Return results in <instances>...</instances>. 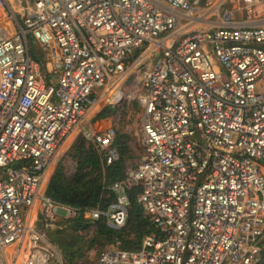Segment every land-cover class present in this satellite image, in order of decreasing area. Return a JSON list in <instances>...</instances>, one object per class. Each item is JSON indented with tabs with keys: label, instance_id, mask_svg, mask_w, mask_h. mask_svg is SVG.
<instances>
[{
	"label": "built area",
	"instance_id": "2783aa9c",
	"mask_svg": "<svg viewBox=\"0 0 264 264\" xmlns=\"http://www.w3.org/2000/svg\"><path fill=\"white\" fill-rule=\"evenodd\" d=\"M125 79L143 152L83 216L120 230L139 188L156 233L96 264H264V0H0V264H60L50 235L77 210L46 172L75 132L118 159L90 121Z\"/></svg>",
	"mask_w": 264,
	"mask_h": 264
},
{
	"label": "trees",
	"instance_id": "16d2710c",
	"mask_svg": "<svg viewBox=\"0 0 264 264\" xmlns=\"http://www.w3.org/2000/svg\"><path fill=\"white\" fill-rule=\"evenodd\" d=\"M109 112L110 109L102 110L97 118L107 116ZM122 138L120 135L116 137L118 159L112 164L105 165L91 147L87 156H76L73 175L66 176L57 171L47 184L46 195L50 199L77 210L76 216L68 220L66 229L55 230L50 235L51 241L59 244L63 257L68 261L73 257H81L82 253L95 246L99 240L118 242L124 250H136L140 248L145 236L156 233L154 225L137 203L139 188H132L128 193L130 205L125 225L120 230H113L104 221H98L93 236L87 237L90 224L83 212L97 206L107 208L113 202V194L107 187L124 178L126 162L135 157ZM82 141L85 142L83 138ZM79 242L85 243L79 247ZM262 254L264 257V251Z\"/></svg>",
	"mask_w": 264,
	"mask_h": 264
},
{
	"label": "rangeland",
	"instance_id": "374dc122",
	"mask_svg": "<svg viewBox=\"0 0 264 264\" xmlns=\"http://www.w3.org/2000/svg\"><path fill=\"white\" fill-rule=\"evenodd\" d=\"M31 50L34 56L38 58V60L44 65L45 68V56L41 52L40 47L31 41ZM46 69V68H45ZM52 83L55 84V78L52 77ZM126 80V79H125ZM124 90L126 95L130 92H133L129 98H127L123 104L119 107H112L111 105L104 104L102 108L96 111L91 118L90 124L92 128L99 132L103 131L108 128H112L115 131L116 137L122 136V140L126 142L127 146L129 147L130 151L135 156L133 159L127 161L128 165L127 168H133L137 163L138 159L140 158L143 148L140 144L139 140V116L142 112V107L140 105L141 101V91H135L130 86L129 80L127 79L124 84ZM110 109V112L107 116H103L101 118H97V115L102 110ZM82 135L79 132H75L72 134L60 147L58 152L56 153L50 167L48 168L45 180H44V190L46 193V188L49 180L51 177L57 172L60 171L66 176H71L75 173V167L77 163L76 156L84 157L87 156L90 152L91 147L93 146L88 142L82 141ZM84 139V138H83ZM263 167V174H264V165ZM60 220V221H59ZM69 220V219H68ZM67 219H59V229L57 230H64L67 228ZM94 230L89 229L87 233V237H92ZM60 239V238H59ZM85 242H79L78 246L82 247ZM59 257H60V264H96L98 255L107 249L112 248H120V244L118 242L115 243H108L104 240H99L98 243L90 248L89 250L82 253L83 255L77 256L76 258H72L71 260H66L63 257L62 250L58 243H54ZM264 251V242L261 247V251L259 253L260 258L264 261L263 257ZM57 264V263H56ZM59 264V263H58Z\"/></svg>",
	"mask_w": 264,
	"mask_h": 264
}]
</instances>
